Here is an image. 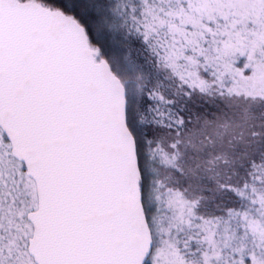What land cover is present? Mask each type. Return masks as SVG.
Wrapping results in <instances>:
<instances>
[{"label": "snow or ice", "instance_id": "6c2138e0", "mask_svg": "<svg viewBox=\"0 0 264 264\" xmlns=\"http://www.w3.org/2000/svg\"><path fill=\"white\" fill-rule=\"evenodd\" d=\"M0 264H264V0H0Z\"/></svg>", "mask_w": 264, "mask_h": 264}]
</instances>
